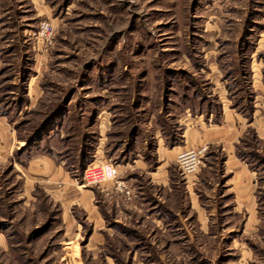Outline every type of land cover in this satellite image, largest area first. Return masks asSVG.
<instances>
[{"label":"rangeland","instance_id":"1","mask_svg":"<svg viewBox=\"0 0 264 264\" xmlns=\"http://www.w3.org/2000/svg\"><path fill=\"white\" fill-rule=\"evenodd\" d=\"M0 264H264V0H0Z\"/></svg>","mask_w":264,"mask_h":264},{"label":"built area","instance_id":"2","mask_svg":"<svg viewBox=\"0 0 264 264\" xmlns=\"http://www.w3.org/2000/svg\"><path fill=\"white\" fill-rule=\"evenodd\" d=\"M181 164L189 166V169L194 168L195 157L193 153H188L180 156ZM196 167V165H195ZM188 170V169H187ZM111 167L106 165L99 168H90L84 174V180L86 184H98L111 177Z\"/></svg>","mask_w":264,"mask_h":264}]
</instances>
